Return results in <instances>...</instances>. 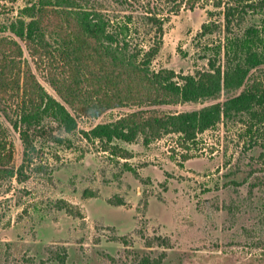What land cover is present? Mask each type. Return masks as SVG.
<instances>
[{"label":"rangeland","instance_id":"rangeland-1","mask_svg":"<svg viewBox=\"0 0 264 264\" xmlns=\"http://www.w3.org/2000/svg\"><path fill=\"white\" fill-rule=\"evenodd\" d=\"M193 1L188 8L179 0H0V36H14L10 27L29 14L54 28L56 4H70L106 12L114 22L131 15L129 39L147 48L154 25L145 15L153 14L164 23L151 67L195 73L211 59L224 64L225 37L241 34L261 15L242 13L229 32L224 7L234 0ZM204 23L211 31L202 34ZM18 42L22 70L29 66L60 100L41 60ZM251 79L264 84V64L251 69ZM15 96L14 89L0 91L13 119ZM212 101L158 108L184 111ZM67 108L76 127L67 131L45 117L32 133L31 161H24L19 131L2 116L13 151L0 167L13 172L0 173V264H264V120L252 135L243 114L199 134L197 143L184 145L171 133L148 144L140 135L107 145L83 131L136 106L99 115Z\"/></svg>","mask_w":264,"mask_h":264},{"label":"trees","instance_id":"trees-1","mask_svg":"<svg viewBox=\"0 0 264 264\" xmlns=\"http://www.w3.org/2000/svg\"><path fill=\"white\" fill-rule=\"evenodd\" d=\"M179 1L188 8L194 6L193 0ZM56 5L60 20L54 28H46L29 14L28 20L19 19L10 27L14 36H0V91H16L15 119L0 98V165L11 160L13 151L2 116L19 131L24 161H31L36 151L32 133L45 117H52L67 131L76 127L67 106L73 110L84 107L91 115L114 107L136 106L114 120L83 131L87 139H98L107 145L113 140L132 142L140 135L148 144L171 133L177 134L184 145L197 143L199 134L243 114L249 116L247 132L252 135L259 130L264 120V84L250 80V71L264 64V0L228 3L224 16L229 32L230 25L244 19L242 13L260 14L259 22L250 23L241 34L225 37L224 64L211 59L207 70L187 74L151 67L163 34L164 20L156 15H145L154 25V35L152 43L142 48L129 39L131 15L114 22L106 12ZM209 31V24H202L201 33ZM18 39L30 55L41 60L39 63L47 69V81L60 100L44 88L29 66L22 70L23 48ZM222 93L227 94L219 100ZM210 100L214 101L184 111L158 108ZM112 148L116 154L119 147L112 144ZM2 172L12 173L13 168L0 167Z\"/></svg>","mask_w":264,"mask_h":264}]
</instances>
